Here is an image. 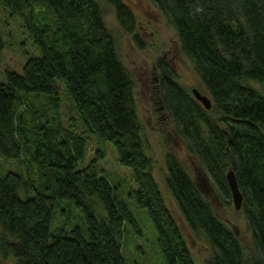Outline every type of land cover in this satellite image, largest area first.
I'll list each match as a JSON object with an SVG mask.
<instances>
[{
	"label": "trees",
	"instance_id": "obj_1",
	"mask_svg": "<svg viewBox=\"0 0 264 264\" xmlns=\"http://www.w3.org/2000/svg\"><path fill=\"white\" fill-rule=\"evenodd\" d=\"M103 1L142 49L134 35V16L123 1ZM148 1L174 30L181 54L210 101L206 110L190 89L163 79L161 105L175 136L224 205L230 199L224 175L233 172L251 254L171 154L163 160L164 186L188 229L201 232L208 242L211 255L203 264H264V94L250 84L264 88V0ZM0 4L9 17L20 18L40 51L25 61L20 74L6 70L0 80V158L33 166L26 175H0V255L11 256L14 264H125L120 241L124 223L133 219L97 168L107 142L117 162L131 171L134 200L146 209L167 264H195L151 176L132 75L119 60L103 9L96 0ZM2 47L0 40V51ZM56 83L82 123L80 133L74 132L73 122L67 129L53 126L45 110L36 113L25 104L27 94L45 95L56 115ZM90 140L93 153L84 160ZM21 154L29 159L22 160ZM62 200L80 209L86 239L78 227L61 225L50 232L54 205Z\"/></svg>",
	"mask_w": 264,
	"mask_h": 264
},
{
	"label": "rangeland",
	"instance_id": "obj_2",
	"mask_svg": "<svg viewBox=\"0 0 264 264\" xmlns=\"http://www.w3.org/2000/svg\"><path fill=\"white\" fill-rule=\"evenodd\" d=\"M122 1L134 16V35L136 34L145 42L143 49H138L132 41L131 35L121 30L116 22L113 7L103 0H96L103 9L104 25L116 39L119 60L132 75L134 82L132 95L140 125V137L145 154L151 161V176L157 185L165 207L184 239L192 261L195 264H203L211 255V249L201 232L198 234L191 232L185 225L172 196L164 186L163 160L166 154H171L178 160L196 188L211 205L215 216L235 234L245 252L250 255L252 252L250 234L245 228L242 212L233 208L230 199L227 205L222 203L210 179L186 151L182 141L175 136L173 124L164 117V110L161 111L158 109V105L151 102L153 98L151 91L155 92V90L151 83L150 66L163 50H172L173 44L178 47L174 30L166 24L165 19L148 0ZM0 40L3 45L0 51V80L3 79L4 71L20 74L21 68L28 58L40 55L38 47L22 28L20 18L9 17L7 10L1 4ZM184 61L185 65H179L180 70L178 71L181 85L188 89L195 88L201 95L209 98L207 91L192 70L189 60L185 58ZM250 84L257 92L264 94V88L261 85ZM56 85L58 88L56 115H54V110L48 106L46 99L42 98L47 97L45 95L27 94L25 104L28 103L33 107L36 113L45 110L46 116L52 119L50 124L53 126L58 125L62 129H67L73 122L74 132L80 133L82 123L62 86L59 83ZM23 108L22 105L21 109ZM91 142V140L88 141L86 145L84 160L92 156L94 145ZM104 149L105 157L97 163V168L112 187L115 198L125 204L133 219L131 224L124 223L120 241V252L125 264H167L157 246L155 229L146 209L138 207L134 200L135 185L130 169L117 162L116 153L111 144L106 142ZM27 156L21 154L22 160H28ZM28 165L29 167H23L20 162H4L0 158V175L6 171L26 175L33 168L31 162ZM54 208L56 210L54 209L50 232H54V229L61 225L67 230L78 227L80 236L86 239L79 208L69 200L56 202ZM0 264H14V260L9 255L4 257L0 255Z\"/></svg>",
	"mask_w": 264,
	"mask_h": 264
},
{
	"label": "flooded vegetation",
	"instance_id": "obj_3",
	"mask_svg": "<svg viewBox=\"0 0 264 264\" xmlns=\"http://www.w3.org/2000/svg\"><path fill=\"white\" fill-rule=\"evenodd\" d=\"M136 37L143 43V45L145 44V42L140 37H138L137 35ZM185 58L186 57L181 54L179 47H177L176 44H173L172 50L170 51L166 49L163 50L161 55L157 57L150 66V71L152 74L151 83H152L153 89L155 90V92H157L156 95H153L155 94V92L151 91V96H153V98L151 99V102L153 104L158 105V109H160L161 111L164 109H163V106L161 105V101L159 98V90L161 86L160 81L165 79L169 84H172V85L175 84V85L184 87L181 85L180 74L178 71L180 70L179 65L180 66L185 65V61H184ZM184 88L186 90L188 89L187 87H184ZM147 89L148 87L146 88V90ZM155 96L157 97L154 98ZM164 117L169 119L166 116V114H164Z\"/></svg>",
	"mask_w": 264,
	"mask_h": 264
},
{
	"label": "water",
	"instance_id": "obj_4",
	"mask_svg": "<svg viewBox=\"0 0 264 264\" xmlns=\"http://www.w3.org/2000/svg\"><path fill=\"white\" fill-rule=\"evenodd\" d=\"M190 92L193 98L196 101H198L204 109L206 110L209 109L210 101L206 96L201 95L195 88H191ZM224 177H225L227 189L229 191L232 206L235 210H239L241 206V194L236 185L233 172L231 170H227Z\"/></svg>",
	"mask_w": 264,
	"mask_h": 264
}]
</instances>
